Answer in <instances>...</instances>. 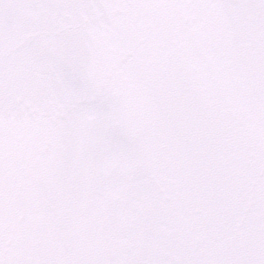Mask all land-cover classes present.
<instances>
[{
	"label": "snow or ice",
	"instance_id": "snow-or-ice-1",
	"mask_svg": "<svg viewBox=\"0 0 264 264\" xmlns=\"http://www.w3.org/2000/svg\"><path fill=\"white\" fill-rule=\"evenodd\" d=\"M0 264H264V0H0Z\"/></svg>",
	"mask_w": 264,
	"mask_h": 264
}]
</instances>
